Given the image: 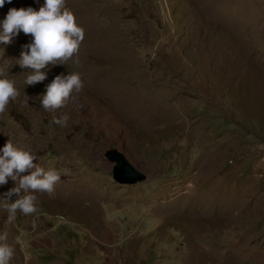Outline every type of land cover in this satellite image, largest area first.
<instances>
[{
  "label": "rangeland",
  "instance_id": "rangeland-1",
  "mask_svg": "<svg viewBox=\"0 0 264 264\" xmlns=\"http://www.w3.org/2000/svg\"><path fill=\"white\" fill-rule=\"evenodd\" d=\"M43 3L5 0L0 21ZM66 6L85 38L43 82L25 85L30 69L15 64L31 35L0 43L21 92L0 115V149L10 139L61 171L52 195L36 194L37 213L9 223L0 207L10 264H264V0ZM73 71L83 90L43 109L46 86ZM61 115L67 127L52 122ZM112 148L146 178L116 182Z\"/></svg>",
  "mask_w": 264,
  "mask_h": 264
},
{
  "label": "clouds",
  "instance_id": "clouds-1",
  "mask_svg": "<svg viewBox=\"0 0 264 264\" xmlns=\"http://www.w3.org/2000/svg\"><path fill=\"white\" fill-rule=\"evenodd\" d=\"M11 3V0H8ZM5 0H0L3 7ZM31 35L32 40L22 46L16 63L22 69H30L24 80L25 85H35L46 79V71L51 66L67 65L77 57L85 38V30L77 23L74 12L66 6V0H44L38 10L29 7L9 8L3 21H0V43L10 44L20 32ZM79 64V60L73 61ZM12 67V65H11ZM9 69L0 68V115L7 111L11 101L17 100L20 89L16 81L9 76ZM84 82L79 72L56 75L46 86V92L40 100L46 111L64 107L79 93ZM28 104V99L23 101ZM69 117H53L52 122L67 127ZM36 153L30 148L14 144L8 139L0 149V185L9 179L15 186L9 188L0 197V207L8 213V222L16 219L18 212L32 215L39 211L37 193L52 195L61 179V171L55 167L37 166ZM67 173V170H63ZM29 173L22 175V173ZM13 197H15L13 199ZM15 248L8 243L7 233L0 234V264H10Z\"/></svg>",
  "mask_w": 264,
  "mask_h": 264
},
{
  "label": "water",
  "instance_id": "water-1",
  "mask_svg": "<svg viewBox=\"0 0 264 264\" xmlns=\"http://www.w3.org/2000/svg\"><path fill=\"white\" fill-rule=\"evenodd\" d=\"M105 156L112 165V178L121 184H135L146 178V174L136 168L125 156L116 148L108 149Z\"/></svg>",
  "mask_w": 264,
  "mask_h": 264
}]
</instances>
